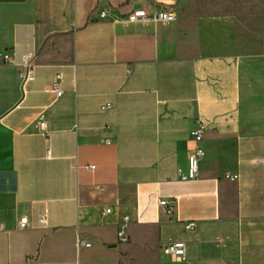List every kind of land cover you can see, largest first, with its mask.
Instances as JSON below:
<instances>
[{"label": "crops", "instance_id": "1", "mask_svg": "<svg viewBox=\"0 0 264 264\" xmlns=\"http://www.w3.org/2000/svg\"><path fill=\"white\" fill-rule=\"evenodd\" d=\"M185 1L0 0V51L36 54L26 89L0 64V264H264V0ZM136 8L177 18L121 21Z\"/></svg>", "mask_w": 264, "mask_h": 264}, {"label": "built area", "instance_id": "2", "mask_svg": "<svg viewBox=\"0 0 264 264\" xmlns=\"http://www.w3.org/2000/svg\"><path fill=\"white\" fill-rule=\"evenodd\" d=\"M104 15V13H102ZM177 18V14L173 10L161 9L157 10L153 13L147 12L143 8H136L128 13V15L122 18V22L125 24L128 23H136L141 22L143 24L152 22V23H162L169 24L175 21ZM35 52H28L22 56L20 60L17 59L15 54H12L8 51H0V64H11L17 68L18 75L22 82V86L26 89L27 85L35 79ZM63 75L59 73L51 84V90L56 93L57 96H61L63 94ZM111 104L107 103L104 105V108H110ZM36 125L40 129V131L44 134H48V123L47 119L44 115H41L36 121ZM207 132V126L201 121L198 122L196 129L193 131V135L198 142H202L205 138ZM205 154V150L202 146H199L196 151L190 156L188 163V170L185 172L182 167H178V173L180 179L188 180L191 178H195L199 172V164L201 159ZM89 168H94V165H88ZM228 178L235 179L237 178L236 174H227ZM161 206H164L166 210L171 213L173 211V206L166 200L161 199L159 201ZM110 211V208L107 209ZM47 215L43 214L40 218L41 222H46ZM125 220L128 221V218L125 217ZM29 224L28 216H22L18 222L19 228H25ZM196 221L189 220L184 224L185 231H193L196 228ZM119 235L124 238L125 232L122 230L119 232ZM80 246L89 247L92 245L90 241L80 240ZM187 249V242L178 237L167 242L163 247V253L170 256L172 259H179L185 256Z\"/></svg>", "mask_w": 264, "mask_h": 264}, {"label": "rangeland", "instance_id": "3", "mask_svg": "<svg viewBox=\"0 0 264 264\" xmlns=\"http://www.w3.org/2000/svg\"><path fill=\"white\" fill-rule=\"evenodd\" d=\"M216 1L222 6V8L224 9L223 11L226 13L231 12V9L237 7L238 5L242 6L241 8H243V14L246 16L253 14L255 8L256 9L261 8L260 5L258 4V1L256 0H186L185 2H183V4L185 6H193L199 9L204 4V8H205L204 13L213 14L215 12L214 10H215ZM248 45L255 46L256 44L250 43Z\"/></svg>", "mask_w": 264, "mask_h": 264}]
</instances>
